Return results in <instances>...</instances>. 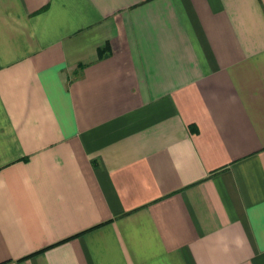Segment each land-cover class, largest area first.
<instances>
[{"label":"crops","instance_id":"1","mask_svg":"<svg viewBox=\"0 0 264 264\" xmlns=\"http://www.w3.org/2000/svg\"><path fill=\"white\" fill-rule=\"evenodd\" d=\"M0 264H264V0H0Z\"/></svg>","mask_w":264,"mask_h":264}]
</instances>
